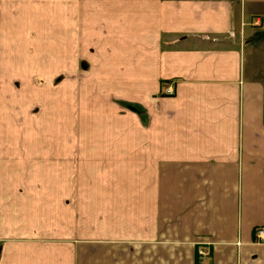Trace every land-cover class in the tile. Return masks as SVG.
Listing matches in <instances>:
<instances>
[{"label":"crops","instance_id":"crops-1","mask_svg":"<svg viewBox=\"0 0 264 264\" xmlns=\"http://www.w3.org/2000/svg\"><path fill=\"white\" fill-rule=\"evenodd\" d=\"M54 56L130 108L36 161L8 138ZM257 226L264 0H0V264H264Z\"/></svg>","mask_w":264,"mask_h":264},{"label":"rangeland","instance_id":"rangeland-1","mask_svg":"<svg viewBox=\"0 0 264 264\" xmlns=\"http://www.w3.org/2000/svg\"><path fill=\"white\" fill-rule=\"evenodd\" d=\"M54 57L52 66L48 67L50 72L36 74L35 77L32 76L30 79L31 88L23 87L17 91L19 96L25 98L23 99L25 103L20 106L19 120H14L13 127L20 129L21 136L8 138L10 141L13 140V143L17 141L21 152L24 151L25 146H29L26 148L27 151L34 150L35 155L33 156H35L36 161H40L39 158L41 157H38V155L41 156V152L49 151V148H58L61 144H64L66 138L60 136L63 127H66L68 131L73 130L69 134L74 133L76 109H81L79 115L85 119V127L94 128L95 131L99 132V129H106L107 122H103L102 118H108V114L113 112V108L120 111H123L120 108H130L126 104L113 107L114 103L112 102L115 101L112 99L117 100L113 96L115 95L113 88H104L106 83L90 77L88 70L84 72L83 79L80 78L81 74H77L76 71H68L67 73L61 71L63 67L58 65L59 57ZM72 74L79 78L78 84ZM72 79L74 82L71 81ZM82 83L83 86L79 85ZM19 84L21 85V83ZM81 97L83 98L82 104ZM4 122L7 124V121ZM8 124L10 125L9 122ZM89 129H84V135L81 138L67 136L68 143L75 145L78 141L81 144V140L85 145L107 143V136L95 138L87 136V133L91 131Z\"/></svg>","mask_w":264,"mask_h":264},{"label":"built area","instance_id":"built-area-1","mask_svg":"<svg viewBox=\"0 0 264 264\" xmlns=\"http://www.w3.org/2000/svg\"><path fill=\"white\" fill-rule=\"evenodd\" d=\"M165 92L168 94L172 93V88L170 86L166 87ZM253 240L258 243H264V226H257L254 228Z\"/></svg>","mask_w":264,"mask_h":264}]
</instances>
